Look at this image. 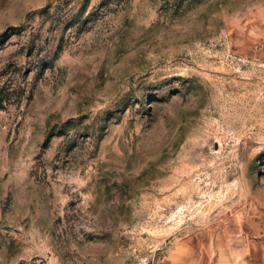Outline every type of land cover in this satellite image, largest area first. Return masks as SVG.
I'll use <instances>...</instances> for the list:
<instances>
[{
    "label": "rangeland",
    "instance_id": "rangeland-1",
    "mask_svg": "<svg viewBox=\"0 0 264 264\" xmlns=\"http://www.w3.org/2000/svg\"><path fill=\"white\" fill-rule=\"evenodd\" d=\"M0 264H264V0H0Z\"/></svg>",
    "mask_w": 264,
    "mask_h": 264
},
{
    "label": "trees",
    "instance_id": "trees-1",
    "mask_svg": "<svg viewBox=\"0 0 264 264\" xmlns=\"http://www.w3.org/2000/svg\"><path fill=\"white\" fill-rule=\"evenodd\" d=\"M7 102L6 91L3 86L0 85V111L5 108Z\"/></svg>",
    "mask_w": 264,
    "mask_h": 264
}]
</instances>
